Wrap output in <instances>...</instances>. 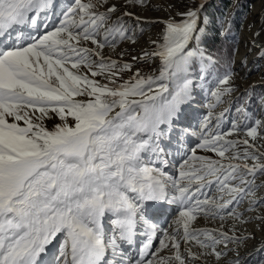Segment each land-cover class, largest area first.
<instances>
[{
  "label": "snow or ice",
  "instance_id": "snow-or-ice-1",
  "mask_svg": "<svg viewBox=\"0 0 264 264\" xmlns=\"http://www.w3.org/2000/svg\"><path fill=\"white\" fill-rule=\"evenodd\" d=\"M117 11L110 0H0V264H114L109 253L119 254L120 264H186L177 239L181 228L185 243L195 241L205 250L189 248V257L220 260L227 253L217 246L237 237L192 230L191 222L203 214L247 223L236 209L245 197H255L252 185L264 173V153L249 151L264 140V118L245 115L250 123L233 121L221 130L224 113L214 117L211 109L234 90L231 65L221 73L202 47L199 10L161 22L155 50L144 54L159 59L158 75L137 69L127 79L123 74L132 64L103 51L124 39L135 42L123 18L113 19ZM49 13L56 18L51 27L41 20H50ZM197 62L199 79L212 77L216 87L198 127H183L185 106L195 103L190 75ZM55 118L60 122L45 126ZM175 130L177 143L196 137L178 174L168 171V153L159 144ZM240 131L247 138H227ZM241 144L243 154L236 150ZM196 149L219 159L197 156ZM213 186L218 196L203 195ZM259 204L264 200H250ZM172 216L173 232L158 229ZM138 235L144 237L139 258H124L123 245ZM156 239L160 247L154 249ZM54 242L56 253L49 258ZM169 246L171 255H158Z\"/></svg>",
  "mask_w": 264,
  "mask_h": 264
},
{
  "label": "rangeland",
  "instance_id": "rangeland-1",
  "mask_svg": "<svg viewBox=\"0 0 264 264\" xmlns=\"http://www.w3.org/2000/svg\"><path fill=\"white\" fill-rule=\"evenodd\" d=\"M110 2L118 8V11L113 15V19L118 16L122 17L129 29L128 35L135 40L133 43L132 39H124L118 41L115 49L106 47L103 50L106 57H111L120 64H132V70L123 74L125 79L137 69L140 70L142 75L155 76L159 74V59L144 54L155 50L152 41L159 40L164 28L162 21L170 18L176 21L184 19L178 13H185L189 9L199 10L198 26L205 27L201 45L214 58V54L209 52L207 47L208 41L225 37L227 31L239 26L237 31H232L228 35L235 46L231 68L232 76L229 82L234 90L225 95L222 102L211 111L214 117L224 113L222 131L229 130L233 121L237 124L250 123L251 121L244 119L245 115L251 116L252 121L264 118V0H144L142 5L140 3L129 4L127 0H110ZM201 5H203L202 9L200 8ZM125 12L134 15L125 16ZM205 18H207L206 25L204 23ZM257 42H259V46L255 47ZM87 46L89 48L95 47L90 43ZM134 57L136 59H133ZM217 68L221 73L224 70L219 67V64H217ZM199 75V62H197L190 75V78L197 85L194 89L195 103L185 106L188 115L182 122L183 127H187L189 124L198 127L199 121L210 111L208 107V104L212 102L210 92L215 89L216 83L212 77L201 80ZM96 79L102 83L106 82L103 77H96ZM226 109L227 111H225ZM237 109L241 111L238 112ZM69 120H71V117H69ZM59 122L58 118L44 121L45 126L48 128H52L54 124ZM215 123L216 121L213 119V124ZM21 126H23L22 122ZM178 137L179 130H175L171 137H163L159 142L160 147L168 153L165 157L169 161L168 171L177 174L183 160L191 155L189 150L195 148L196 144V137L186 136L180 143H177ZM227 138L243 140L247 137L244 131H240ZM245 147L241 144L236 150L243 154ZM257 149L259 150L256 153L257 155L264 153V140H257L255 148L249 149V151L256 152ZM196 155H208L213 159H219L215 153L204 152L200 149H196ZM260 162L264 163V158ZM233 163H243V161H233ZM247 163L251 165L253 161L249 160ZM249 179H252V177H249ZM252 189L255 192V197H245L242 204L236 209L238 212L243 213L241 219L246 220L247 223H242L231 216H225L221 220L219 215L211 218L201 214L190 224L192 230H215L214 234L217 237L219 232L237 237L234 242H227V247L223 243L217 246L218 251L227 253L220 260L212 255H204L196 260L189 257L187 253L189 248L197 254L205 250L201 249L195 241L185 243L181 238L183 230L180 229V235L177 239L180 240V252L186 257V264H225V261L234 259H239L240 264H262L264 262V204L250 205L251 199L264 200V173H257ZM197 195L200 194L197 193ZM203 195L216 197L218 193L215 186H213L211 189H203ZM203 195L200 196L201 199H203ZM173 206L175 208V205ZM250 206L253 209L251 211L247 210ZM172 221L173 219L170 224H163L161 229L173 232L176 225ZM247 229L250 230L251 234H244ZM200 239H205V237L201 235ZM159 247L158 243L156 248ZM246 249L248 251L245 252ZM173 251L169 246L158 255L169 256ZM117 256L119 255L117 254Z\"/></svg>",
  "mask_w": 264,
  "mask_h": 264
},
{
  "label": "trees",
  "instance_id": "trees-1",
  "mask_svg": "<svg viewBox=\"0 0 264 264\" xmlns=\"http://www.w3.org/2000/svg\"><path fill=\"white\" fill-rule=\"evenodd\" d=\"M238 27L239 26L232 28L231 31H227V36L225 37L214 38L208 41L207 47L209 48V52L214 54L215 59L218 61L217 64H219V67L223 69H224V66L229 63L232 68L235 46L231 42L228 35H230L232 31H237L239 29Z\"/></svg>",
  "mask_w": 264,
  "mask_h": 264
},
{
  "label": "bare ground",
  "instance_id": "bare-ground-1",
  "mask_svg": "<svg viewBox=\"0 0 264 264\" xmlns=\"http://www.w3.org/2000/svg\"><path fill=\"white\" fill-rule=\"evenodd\" d=\"M49 26H50V24H49ZM258 46H259V42L256 43V46H255V47H258ZM244 234H246V235L251 234V233H250V230L247 229V231H246ZM260 242H261V240H260ZM246 251H248V250L246 249L245 252H246ZM243 252H244V251H243ZM241 256H242V255H241Z\"/></svg>",
  "mask_w": 264,
  "mask_h": 264
}]
</instances>
